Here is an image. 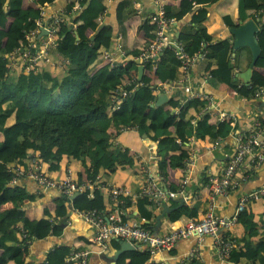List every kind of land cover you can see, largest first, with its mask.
I'll return each instance as SVG.
<instances>
[{
	"label": "trees",
	"instance_id": "obj_1",
	"mask_svg": "<svg viewBox=\"0 0 264 264\" xmlns=\"http://www.w3.org/2000/svg\"><path fill=\"white\" fill-rule=\"evenodd\" d=\"M54 1L38 0L37 3L44 6ZM77 1L79 10L74 12L75 4L70 3L66 13L79 27L75 30L78 40L70 39V29L63 27V23L59 26L60 34L65 38H61L58 50L68 61L64 76L59 77L42 70L29 74L21 72L16 77H10L7 75L8 61L4 57L22 46L19 43L23 37V28L19 21L12 24L7 41H0V264H26L23 248L29 245L28 242L50 236L60 237L67 224L66 205L69 201L65 196L55 201V211L45 206L38 219H31L27 216L26 208L30 207V203H39L44 194L35 196L19 185L10 184L14 176L10 167L22 164L30 151L38 152L39 147H44L39 157L43 164L49 166L50 172H59L65 160H75L82 163L85 171H88L87 175L97 176L95 168L106 160L105 170L111 173H107V177H110L121 164L135 165L136 160L129 149L113 143V136L108 129L136 128L145 140L158 143V157H161L159 168L166 179L168 167L184 169L187 160L192 158L188 146L190 139L205 141L208 138L218 142L226 140L236 130V126L229 121H212L207 100L188 96L180 107L183 120L177 123L172 110L176 102L174 97L162 106L153 107L159 94L164 92L161 89L163 84L182 83L185 78L182 60L177 52L165 50L156 66L146 65V70L152 73L144 75L141 81L138 79L140 64L133 59L139 57L155 38L153 27L147 21L141 26L147 37L145 47L131 51L123 46L129 62L111 67L103 56L106 50L103 38L99 36L91 40L100 25L99 18L109 9L110 0ZM216 1L219 0H191L188 6H169L167 14L180 21L192 14L196 6L203 5L204 8L194 12L191 22L180 32L179 43L182 49L192 57L198 53L205 54L198 64L199 71L210 75L208 81L215 88L225 84L231 90L239 91L241 83L234 77V71L237 68L240 72L253 69L249 98L254 99L257 91L264 88V76L260 72V68H264V0H238L240 23L251 18L259 23L261 21L257 34L261 53L255 66H252L250 48H240L234 57V43L229 38L218 40L208 33L206 22L209 11L206 5ZM248 9L255 10V15L249 16ZM30 10L24 8V0H0V29L6 28L10 17L23 19L29 15ZM117 14L120 32L126 36L125 24L137 16V10L132 1L125 0L119 5ZM224 20L230 27H238L229 17L225 16ZM215 42H220L219 52L208 47ZM39 87L43 90L32 104L29 98L37 94ZM119 87L134 92L124 100L122 110L113 113L112 94ZM191 111L199 114V120L195 121ZM17 113L22 115L20 123L9 125V120ZM163 139H167L168 143L161 144ZM177 141L182 146L177 147ZM163 181L168 191L179 192L178 188ZM202 190L204 186L196 189L195 195L198 196ZM123 201L121 209L131 206L127 198H123ZM9 203L12 208L2 210ZM74 203L81 211L95 210L103 216L107 214L103 199L99 196L90 199L89 192L83 193ZM171 206L176 208L178 204L173 200ZM138 207L142 218L149 221L154 218V213L147 210L144 199H139ZM201 208L199 203L193 207L185 204L170 214L171 221L199 219ZM247 211L239 216L240 220L249 217ZM143 227L148 229L146 225ZM255 228V223L250 222L249 233ZM228 235L225 232L227 238ZM112 242L117 248L121 247V241ZM261 247V251L251 258L241 256L234 248L227 261L233 264H264V244ZM72 250L66 246L56 248L42 264H69L67 260ZM132 255L128 264H156L151 263L152 256L148 252L136 250ZM189 264L201 262L193 259Z\"/></svg>",
	"mask_w": 264,
	"mask_h": 264
},
{
	"label": "crops",
	"instance_id": "obj_2",
	"mask_svg": "<svg viewBox=\"0 0 264 264\" xmlns=\"http://www.w3.org/2000/svg\"><path fill=\"white\" fill-rule=\"evenodd\" d=\"M123 1L125 0H110L109 9H107L98 20L99 24L104 25L105 28H103L100 35L95 37V39L99 36L103 38L104 47L119 62H124L128 59L123 50V46L131 51L141 50L145 47L147 37L141 29V26L149 20V17L156 9L154 0H130L133 2L138 14L125 24L127 35L123 36L119 29L117 14L119 5ZM190 1L191 0H175V2L169 6H188ZM37 2L38 0H24V8L31 9L29 15L18 20L10 17L6 28L0 29V41H7L12 24H16V21H19L20 26L23 28L21 29L23 31V37L19 43V45L22 46L19 47H23L24 42L26 41V32L31 28L30 24H32V22L39 18H43L48 23L49 19L51 20L59 16L63 21V27L67 26V29H70V39L77 40V34L74 30L79 27L73 23V18L66 13L70 3L75 4L74 12L77 11L75 9L76 6L79 5L77 0H55L52 4L44 6L38 5ZM202 8H204L203 5L196 6L194 12H198ZM206 8H208L209 11V18L206 22L208 33L217 37L218 40L229 38V40L235 45L236 36L233 33L235 29L250 21H254L259 26V29L261 27V21L259 23L252 18L245 23H240L238 0H219L210 5H206ZM247 14L249 16H254L255 10L248 9ZM192 16L189 14L184 17L183 20L177 22L174 29L171 31V35L175 40L177 34L191 22L190 20H192ZM225 16L233 20L238 27H230L224 20ZM262 22L264 24V18ZM208 47H212L218 52L221 50L220 42L212 43ZM237 51H234V57L236 56ZM246 55L248 56L249 53ZM50 56L53 60L62 59L56 49L51 51ZM198 64L199 62L190 71L189 84L187 82L172 84L165 83L161 86V89L163 87L172 89L168 96L169 100L173 97L176 100L175 105L172 108L175 123L183 120V116L180 113V107L188 97L185 88L189 85L194 93L208 96L210 103L209 111L213 122H219V117L222 114H232L236 117V130L229 138L218 142H212L208 138L205 141L196 138L190 139L188 146L190 147L192 154V165L188 167L187 173H184V169H172L171 167H168L165 179V175L159 168L161 157H158L157 142L155 143L149 139L145 140L136 130L119 131L110 126L108 130H110L113 136V143L129 149L132 157L136 160L135 165L127 166L121 164L115 173L110 175V177H107V173L109 172L105 170L106 160L98 164L95 168L94 171L98 173L97 176H91V174L87 175L88 171H85L82 163L75 160L69 162L67 160L63 161L62 168L59 172H50L49 166L42 163L43 170L47 172L49 177L55 180L73 179L82 182V180L94 181L95 177L98 178V181L95 182L96 184L92 186V189L89 192V198L92 199L95 196L101 197L107 214L116 209L120 210V206L124 204L123 198H127L131 202V206L121 209L124 210L125 219L141 226H148V229L154 234H166L170 231L176 230L181 227L188 218H182L179 221L172 222L170 218L171 213L166 214L161 220V225L157 228L156 219L162 213L163 209H156L150 200H145V204L147 210L154 213V218L149 221L141 217L138 201L141 199L140 189L144 185L148 174L164 187H166V184L163 180H166L170 186L178 188L179 192L175 203L179 200L185 199V204L190 207H193L196 203L201 204L202 208L199 211L201 216L200 219L203 218L211 208L214 209V212L218 216L225 218L226 220L233 218L237 213L240 195L264 187V161L258 166H255V161L252 158H248L245 161L244 166L238 170L236 175V179L239 182L237 190L228 195L212 196L207 190V182L210 177L221 176L223 174V170L229 158L235 153L236 137L240 134L248 133L253 129L255 121L263 117L264 108L260 107V102L249 98L250 83L254 74L253 69L250 68L244 72H240L237 68L234 71V77L241 83V87L239 91H233L225 84L218 88L213 87L205 76L206 74L199 71ZM45 70L50 71L59 77L64 76L66 72V68L59 69L52 65L45 68ZM260 72L264 76V68H260ZM150 73L152 72L145 69L144 75H149ZM42 90V87H39L36 96H39ZM155 93L158 94V92ZM162 94L164 93H160L159 95ZM191 114L194 119L197 120L199 118L198 113L191 111ZM21 119L22 115L17 113L9 120L8 124L14 125L20 123ZM160 142L161 144L168 143V140L163 139ZM43 149L44 147L41 146L38 148V152L30 151L28 158L25 159L22 164L26 165L31 160L40 159L39 152ZM185 176L188 177V183L186 185L183 183ZM109 184L111 186L125 188L129 190L131 194L123 196L122 199L115 202L111 198V194L107 188ZM19 186L25 188L35 196L44 194V198L40 200L39 203L27 202L30 203V207L26 208L27 216L31 219H38L45 206L49 207L52 211H55V201L64 199V196L58 190H42L37 186L35 181L30 179H23ZM202 186H204V190H202L198 196L195 195L196 189L199 190ZM172 203L173 202H171L170 205H167V207L171 208ZM72 204V211L68 208L69 202L66 205L68 209V219L66 222L67 224L64 226L63 235L60 237L50 236L46 239L33 241L26 250L23 251V259L26 264H42L46 262L48 255L54 249L64 246L73 249L84 248L91 250L92 254L88 264H128L132 259L133 252L124 253L119 257L117 263L111 262L115 257V253L121 249L122 242L120 248H117L115 244L111 242L107 244L106 249H104L103 246H96L92 243V239L95 235V228L92 224L86 221L84 217L86 211H81L79 206L74 202ZM10 208H12V204L9 203L3 207L2 210ZM247 212V215L249 216L248 218L239 219L238 223L233 225L229 230L224 229L223 232L229 234V239L233 241L236 250H238V253L241 256L251 258L261 251V244H264V199L251 204ZM252 221L255 223L256 228L253 229L254 231H252V233H249L248 225ZM1 255L2 251H0V256ZM193 259H198L201 264H233L229 261L220 260L212 237L207 236L199 239L196 235L179 241L171 251H161L157 253L152 257L151 263L189 264ZM9 264H15V262H9Z\"/></svg>",
	"mask_w": 264,
	"mask_h": 264
},
{
	"label": "built area",
	"instance_id": "obj_3",
	"mask_svg": "<svg viewBox=\"0 0 264 264\" xmlns=\"http://www.w3.org/2000/svg\"><path fill=\"white\" fill-rule=\"evenodd\" d=\"M175 0H154L156 9L149 17V23L153 27L155 38L142 54L133 60L144 66H156L161 61L162 54L165 50H175L182 60L183 71L185 78L182 83L190 82V71L198 62L204 59V53H198L195 56H189L184 52L181 44L177 42L171 35V31L177 24V20L168 16L167 9L169 5ZM79 10V5L76 6ZM63 21L59 17L49 19L48 23L43 18H39L32 22V27L26 32V41L23 47H18L14 52L6 55L4 60H7L8 74L17 76L21 72L27 74L31 72H40L52 65L55 68H67L68 61L61 55L58 50L61 38H65L59 32L60 24ZM44 29L47 34H43ZM77 29V28H76ZM75 31V30H74ZM56 49L57 53L62 57L61 60H53L50 54ZM103 56L111 67L122 64L125 65L129 61L119 62L108 51H103ZM207 78L209 74L205 75ZM164 94L169 95L172 89L165 88ZM134 90H127L124 87H119L112 94L113 107L111 112L116 113L122 110L124 100L132 95ZM185 92L188 96L198 98L200 100H207V108L210 110V103L208 96L200 93H194L192 88L187 85ZM169 97V96H168ZM254 100L258 102L264 101V88H261L255 94ZM200 118V116H199ZM199 118L197 120H199ZM195 119V121H197ZM220 122L229 121L231 125L235 126L236 117L232 114H222L219 117ZM136 130V128L122 127L119 131ZM137 131V130H136ZM264 115L257 119L253 125V129L248 133L240 134L236 137V149L232 157L229 158L224 172L221 176L210 177L207 182V190L212 196H225L237 190L239 182L236 179L238 170L244 166L248 158L255 161V166H258L264 161L263 147H264ZM177 147L182 146L180 141H177ZM192 165V159L185 163L184 173L188 172V167ZM14 176L10 182L12 186L19 185L23 179H30L37 183V186L42 190H58L63 196L70 197L75 193L90 192L92 186L98 181V178L93 180L75 181L73 179L55 180L43 170V164L40 159L31 160L26 165L19 164L10 167ZM147 172V171H146ZM184 185L188 183V177L184 178ZM111 198L118 202L123 196L130 195L131 192L125 188L107 186ZM177 192L168 191L157 180L152 178L149 174L140 189V198L150 200L156 209H163L170 205L173 200H176ZM264 199V187L256 191L241 194L237 213L233 218L226 220L218 216L214 209L211 210L203 218L188 219L181 227L170 231L166 234H154L151 230L125 219L124 210L116 209L105 216L97 211H89L84 214L87 222L95 228V235L92 243L96 246H103L106 249L107 244L113 240L131 243L136 250L148 252L152 257L161 251H171L176 244L193 235L198 236L199 239L203 237H212L216 252L222 261H227L235 244L232 240L225 236L223 230H229L233 225L238 223L239 216L247 211L248 207L260 200ZM25 236L23 235V238ZM27 244H31L28 242ZM26 245L23 250L29 246ZM92 251L84 248H75L72 250L67 262L69 264H88Z\"/></svg>",
	"mask_w": 264,
	"mask_h": 264
},
{
	"label": "water",
	"instance_id": "obj_4",
	"mask_svg": "<svg viewBox=\"0 0 264 264\" xmlns=\"http://www.w3.org/2000/svg\"><path fill=\"white\" fill-rule=\"evenodd\" d=\"M193 13L191 14V16ZM192 19V17H191ZM191 21V20H190ZM105 28L104 25H100L95 33L94 36L91 37V40H94L96 35L100 34L101 31ZM260 29L259 26L254 22L250 21L245 25H241L239 28L235 29L233 31L234 35L236 36V41L234 45V51H237L238 49L242 47H249L252 50L253 53V66L257 63V60L259 59L261 48L259 46L258 40H257V34L259 33ZM43 34H47V32L42 29V34L40 35L42 37ZM180 39V32L177 34L176 41L179 42ZM78 40V35H77ZM145 73V67L140 66L138 71V79L141 81L144 77ZM169 102V97L167 94L159 95L155 104L153 107H159ZM260 107L264 108V101L260 103ZM147 137L146 135L144 136ZM82 193H75L74 195L70 197H66L69 201L68 208L72 211L73 210V202L80 196H82ZM179 204L176 208H170V207H164L162 210V213L157 217V228L161 225V220L166 214L172 213L174 210H177L181 207H183L186 203L185 199L177 201ZM136 251L135 247L129 243V242H122V247L120 250H118L115 253V257L111 260V262L117 263L120 256H122L126 252H134Z\"/></svg>",
	"mask_w": 264,
	"mask_h": 264
},
{
	"label": "rangeland",
	"instance_id": "obj_5",
	"mask_svg": "<svg viewBox=\"0 0 264 264\" xmlns=\"http://www.w3.org/2000/svg\"><path fill=\"white\" fill-rule=\"evenodd\" d=\"M36 97H37L36 95L30 97V98H29V102L33 104V102L35 101ZM15 120H18V119H15Z\"/></svg>",
	"mask_w": 264,
	"mask_h": 264
}]
</instances>
